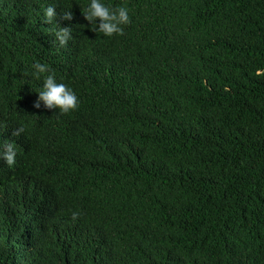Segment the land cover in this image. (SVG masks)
I'll use <instances>...</instances> for the list:
<instances>
[{
  "label": "trees",
  "instance_id": "trees-1",
  "mask_svg": "<svg viewBox=\"0 0 264 264\" xmlns=\"http://www.w3.org/2000/svg\"><path fill=\"white\" fill-rule=\"evenodd\" d=\"M103 2L0 0V264H264V0Z\"/></svg>",
  "mask_w": 264,
  "mask_h": 264
},
{
  "label": "clouds",
  "instance_id": "clouds-1",
  "mask_svg": "<svg viewBox=\"0 0 264 264\" xmlns=\"http://www.w3.org/2000/svg\"><path fill=\"white\" fill-rule=\"evenodd\" d=\"M44 18L50 22L57 15L55 8L52 5L44 9ZM83 16L87 21H91L93 31L100 33L103 36H112L113 34H122V25L129 23L128 9L126 7H118L110 9L103 0H88V3L83 11ZM71 12H64L61 19H70ZM99 18V27H96L95 18ZM55 39L59 41L60 45H64L66 40L70 38L68 27H58L54 33ZM31 75L36 79H40L41 75L46 73L48 66L39 62L32 66ZM256 75L264 74V68H257ZM37 93L36 100L33 102V107L40 108L41 101L43 106L48 109L59 110L61 114L68 113L75 110L78 106V98L75 92L63 83H57L53 74L48 73L43 76L42 84ZM22 129L17 128L12 132L13 136H18ZM16 151L11 143H0V160L11 167L15 163Z\"/></svg>",
  "mask_w": 264,
  "mask_h": 264
}]
</instances>
